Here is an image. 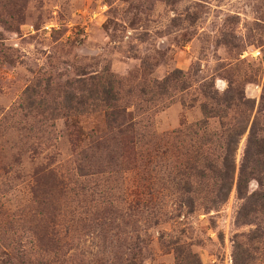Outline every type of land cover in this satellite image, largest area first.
Wrapping results in <instances>:
<instances>
[{
  "label": "rangeland",
  "instance_id": "1",
  "mask_svg": "<svg viewBox=\"0 0 264 264\" xmlns=\"http://www.w3.org/2000/svg\"><path fill=\"white\" fill-rule=\"evenodd\" d=\"M253 124L264 0H0V264H264Z\"/></svg>",
  "mask_w": 264,
  "mask_h": 264
},
{
  "label": "trees",
  "instance_id": "2",
  "mask_svg": "<svg viewBox=\"0 0 264 264\" xmlns=\"http://www.w3.org/2000/svg\"><path fill=\"white\" fill-rule=\"evenodd\" d=\"M229 100V99H228ZM228 100H225L226 102ZM119 113L117 110L111 111V120H116V116ZM239 134V133H238ZM236 136L237 132H234L230 136V143H235L236 142ZM227 150L230 151V156H231V151L232 147L227 146ZM229 155H224L223 157V164L226 166L227 162L228 163V174L231 173V162L233 164V160H231V157ZM230 157V158H229ZM230 170V171H229ZM227 174V172H226ZM229 178V175H228ZM250 179H255L258 183L259 186H262V181L264 179V138L259 134V131L256 129V126L254 124L250 127L246 146L244 149L241 165L239 167L238 171V176L236 180V189L239 195L241 197L246 198L247 201L252 199L253 195L255 193H251L249 195H244V190L247 188V184L250 181ZM229 183L223 182L220 183L218 186V195L220 197V201H222L223 195H225V192L228 190V185ZM183 186H187L186 192L191 191V186L189 183H184ZM222 198V199H221ZM189 206H192V199L189 198ZM188 204V203H187ZM188 206V205H187Z\"/></svg>",
  "mask_w": 264,
  "mask_h": 264
}]
</instances>
